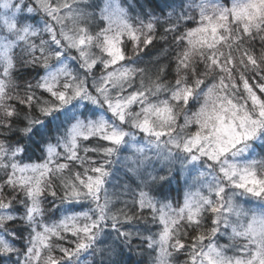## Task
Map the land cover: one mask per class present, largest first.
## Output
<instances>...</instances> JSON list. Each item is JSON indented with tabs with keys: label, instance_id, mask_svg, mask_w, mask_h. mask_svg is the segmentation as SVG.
I'll list each match as a JSON object with an SVG mask.
<instances>
[{
	"label": "snow or ice",
	"instance_id": "obj_1",
	"mask_svg": "<svg viewBox=\"0 0 264 264\" xmlns=\"http://www.w3.org/2000/svg\"><path fill=\"white\" fill-rule=\"evenodd\" d=\"M75 2L30 0V4L21 8L22 0L19 3L0 0V7L10 9L12 13L0 17L3 27L15 37L14 40H0V63L3 65L0 101L6 99L7 81L4 77H8L15 66L13 49L19 42L25 46L31 62L39 61L45 67L50 57L54 56L56 60L63 57V48L74 50L81 67L89 72L98 64L102 65L103 74L94 82L95 94L90 91L86 80L75 74L67 63H61L41 77L38 88L50 99L28 94L20 103L28 105L36 101L44 115L76 98L103 103L120 121L130 120L133 127L146 135L175 137L169 143L187 153L197 152L192 159L205 156L213 162L264 127V0H231L230 6L216 0H201L196 5L199 21L195 26L180 31L176 24L169 23L168 31L173 33L175 46L176 77L174 84L167 85L169 98L159 102L146 99L149 92L158 94L166 87L159 76L150 79L147 89L141 79L142 90L129 91L125 95V85L144 69L124 63L127 59L124 37L137 52L151 45L156 39L154 18L147 23L141 22L139 26L133 25L125 19L124 9L112 4L104 9L107 27L93 32L87 25L85 14L74 7ZM24 11L44 14V27L25 24L28 17L23 15ZM16 12L21 13L19 23L14 18ZM68 22H71V30L65 27ZM41 32L47 34V39L41 38ZM257 41L260 42L259 49ZM164 67L162 65L158 71L163 72ZM198 92L203 93L205 102L199 111L179 125L180 131L192 125L195 131L181 141L175 136L178 121L175 105H190ZM137 103L140 108L133 111ZM0 108H3L0 130L6 131L16 123L18 115L12 103L0 104ZM23 131L28 133L30 129L25 127ZM126 135L102 118L87 123L77 120L59 145H47L42 163L23 164L18 155L24 148L19 145L13 148L0 141V169H6L5 177L0 181V228L13 220L12 206L18 191L25 197V220L33 225L22 264H62L65 257L78 255L90 247L106 221L111 220L112 227H116L120 218L134 219L122 210L110 212L107 201L100 202L108 171L88 155L90 151H98L110 156ZM91 137H100L111 146L99 149L82 147V142ZM76 162L82 170L75 167ZM220 170L228 177L236 171L235 165ZM241 180L237 187H247L249 193L257 196L264 195V180L259 179L254 170L247 171ZM213 191L215 197L222 200L224 189L209 187V193ZM58 193L61 200L90 197L95 202L96 214L85 211L65 216L51 225L42 223L38 219L43 216L42 198L46 194L57 196ZM138 207L141 212L150 211L162 225L158 237H148L149 247L159 246L158 264H169L170 248L177 252L189 249L190 264H196L198 259L200 264H264V216L253 215L246 222L232 225V238L247 241V246L241 245L234 254L228 255L223 247L211 243L220 231V224L228 226L227 217L222 212L241 215L231 200L225 207L223 203L214 202L211 195L197 192L195 197L192 194L186 196L184 203L176 208L170 205L157 207L141 193ZM68 236L75 237L72 248L58 242ZM202 245H206V251ZM16 251L11 242L0 237V255L7 256Z\"/></svg>",
	"mask_w": 264,
	"mask_h": 264
},
{
	"label": "trees",
	"instance_id": "obj_2",
	"mask_svg": "<svg viewBox=\"0 0 264 264\" xmlns=\"http://www.w3.org/2000/svg\"><path fill=\"white\" fill-rule=\"evenodd\" d=\"M196 3H198V0H137L133 16L138 21L154 18L156 39L151 45L130 55L133 61L136 62L131 66L152 70L150 75L152 79H155V70L160 69L163 65L165 66L163 79L168 80L169 84H174L176 77L174 71L175 46L172 42L173 33L168 31V26L169 23H174L180 31H183L185 27L195 26V23L199 21L198 10L196 11L194 7ZM25 4H30V1ZM0 17L4 16L0 15ZM160 37H164V39ZM256 46L259 49V41L256 42ZM18 60L25 62L26 59L20 57ZM16 73L18 79L26 80L28 83L42 76L40 68H37L36 65L17 68ZM134 80V87L139 86V75ZM145 83L147 84L148 81L145 80ZM39 92L41 95L47 96V93H44L42 89ZM18 107L27 111L23 105H18ZM95 110L90 106L79 109L77 104L63 106L42 119L32 128V132L42 134L32 138L25 144L24 151L18 155L19 162L22 164L42 163L46 157L47 145H59L62 139L66 138L71 125L76 123L77 120L84 119L87 123L90 117H93L99 121V118L93 114ZM18 121L26 123L22 114L17 117L16 123ZM4 134V132H0V135ZM7 135L12 136L13 133H7ZM28 136H31V133ZM109 146H111L110 143L100 137H91L89 140L82 142V147L89 149ZM115 148L116 150L110 156L98 151H90L88 155L93 158L95 163L103 164L108 171L101 190L102 202L107 201L110 212L122 210L134 216V219L124 220L120 218L116 223V227H112L111 220L106 221L98 230L90 247L81 250L78 255L65 257L62 264H139L145 253L151 254L155 250L154 247L148 246V237H158L162 229L159 220L154 218L150 211L141 212L139 209L140 194L144 193L145 197L157 207L162 206L161 201L172 204L174 208L181 206L184 202L185 180L178 173L164 174L157 180L154 179L149 182L145 178L146 172L142 173L140 169L127 164V150H121L119 145ZM75 167L81 169L79 162L75 163ZM4 177L5 173L0 172V181ZM9 192H11V189H9ZM89 198L61 200L59 193L57 196L46 194L42 198L43 216L38 219L44 224L51 225L74 213L88 211L91 215H95L96 209L94 207L91 209ZM24 200L25 197L18 191L12 206L13 220L9 221L6 227L0 228V237L11 242L17 249L16 252L7 256L0 255V264H22L25 258V252L33 234V225L25 220ZM74 240L75 237L68 236L58 242L65 247L72 248L74 247ZM57 254L60 255L58 250ZM148 258L151 259V255Z\"/></svg>",
	"mask_w": 264,
	"mask_h": 264
},
{
	"label": "clouds",
	"instance_id": "obj_3",
	"mask_svg": "<svg viewBox=\"0 0 264 264\" xmlns=\"http://www.w3.org/2000/svg\"><path fill=\"white\" fill-rule=\"evenodd\" d=\"M216 2L223 3V0H216ZM199 3H201V0H198V3L194 5L196 11L198 10L196 5H198ZM112 4H118L122 9H124L126 14L125 19L133 25L139 26L140 23L143 22L138 21L137 18L133 16L137 0H126V2L125 0H85L84 4H80L78 3V0H76L74 7L81 10L85 14L86 22L90 30H92L93 32H98L99 30L107 27L108 22L104 20V9L106 8V6ZM65 27L68 30H71V22L66 23ZM41 38L47 39V37H45V33L41 32ZM125 44L127 50L130 49L131 53L134 54L135 52H137L133 48V46H131V43L128 40H125ZM22 47L25 48L24 45H22ZM62 51L64 53H68L69 56L72 55V50H69L68 48H63ZM75 58L80 61L77 56ZM56 61L57 60L54 56L50 57L48 65L47 67H45L39 61L31 62V57L28 56V58L25 60V64L43 66L46 69L45 74L43 75L45 76L47 73L53 71L56 68L53 67V64ZM17 67H20V65L15 62V66L11 74L8 77H4V79L7 81L6 99L0 101V104L12 103L16 108L17 115L20 116L22 114L23 120L26 121V123L18 121L12 126V128L7 129L6 131L0 130V132L5 133L4 135H0V141H4L13 148L18 145L24 148L25 144H27L29 140H31L32 138H36L42 134L38 132H32V128L35 126V124L39 123L48 115H44L39 111V107L36 106V101L30 102V104L28 105L20 103V101L28 94L35 95L37 98L41 96L38 84L41 77L43 76L31 83H28L26 80L18 79V74L15 73V69ZM158 70H155V78L159 76L166 87L158 94L149 92V96L146 99L154 102L163 100L161 99V95L163 93H168L167 98H169V89L167 87V85H169V81L163 79L164 72H159ZM150 72H152V70L144 69V71L139 74L140 80L143 79L144 81H148L147 84L144 83L143 85L145 89L148 88L149 81L150 79H152ZM75 74H77L81 79H84L80 74ZM0 77H3L2 63H0ZM134 82L135 80L130 81L129 84L126 85L129 87V85L131 86ZM154 97L156 98L155 100L152 99ZM44 99H50V97L44 96ZM192 100L196 101L194 105H175L176 115L178 118L176 125L177 133L175 134V136H178L181 141L186 135L193 131V128H195V126L192 125L184 129L183 131H180L179 125L184 123L186 117L191 118L194 112L199 111L201 105L205 102L202 92H198ZM18 105L25 106L27 111L19 108ZM2 112L3 108H0V113ZM30 120L35 121V123L30 124ZM25 127H28L30 129L28 133H25L23 131ZM7 133H13V135L8 136ZM29 133H31V136H28ZM162 138H164L166 141H169L171 138L175 137L163 136ZM256 140L264 141V127L259 128L253 137L244 139L242 142L236 144L235 147L230 148V150L223 156H221L220 160L217 162H213L205 156L200 157L201 159H204L205 163L208 165L209 174L213 177V179H211L209 183V187H211L213 190L217 187H222L224 189L222 200L215 197L214 191L212 193H209V187L207 189L206 195H211L214 202L223 203L225 207L227 206L228 201L231 200L241 212L240 216H236L234 213L228 214L226 212H222L221 214L227 217L228 226L226 227L224 223H221L219 226V233L211 241V243L217 245L218 247H223L228 255L234 254V252L238 250L241 245L247 246V241H245L244 239L232 238V225H239L240 223L246 222L253 215L264 216V195L257 196L249 193L247 191V187L241 188L236 186L242 183L241 177L246 175V172L249 170H254L256 176L259 179L264 180V152H256L255 149L252 148V145ZM190 154L196 155L197 152L194 151ZM5 163H7V161H5ZM230 165H235L236 171L231 177H228L223 172H221L220 169L222 167L229 168ZM5 171L6 169H0V172L5 173ZM205 218H207V213H205ZM153 247L155 249L154 252L151 254L145 253L139 264H158L159 246L157 245ZM201 247L205 251L207 250L206 245H202ZM169 252V264H190L189 249L177 252L176 250L170 248ZM149 255H151V259L148 258ZM196 264H200L199 259L197 260Z\"/></svg>",
	"mask_w": 264,
	"mask_h": 264
},
{
	"label": "rangeland",
	"instance_id": "obj_4",
	"mask_svg": "<svg viewBox=\"0 0 264 264\" xmlns=\"http://www.w3.org/2000/svg\"><path fill=\"white\" fill-rule=\"evenodd\" d=\"M29 1L30 0H23V4ZM14 2L19 3L20 0H14ZM84 2L85 0H80L78 3L84 4ZM223 3L225 5L230 6L231 0H223ZM23 4H21V8H23ZM0 13H2L0 15L4 17H7L8 15L12 14L10 9H5L2 7H0ZM20 15L21 13L19 12H16L14 15V18L17 20L18 23ZM23 15H26V17H28L27 21L24 23L32 24L33 27L43 28L46 23V17L42 13H29L27 11H24ZM149 20H152V18L144 20L143 22L147 23ZM45 37H47L46 33ZM14 39V35L12 33H9L7 29L3 27V20L0 19V40L9 41ZM125 40H128L126 36L124 37V41ZM22 45V43L18 42L13 49L15 62L20 65V67L17 68L27 66L25 62H20L18 60L20 57L24 59L28 58V54L26 53L25 48L22 47ZM52 46L55 47V45ZM132 54L133 53H131V51L127 52V59L124 63H126L128 66H133L134 64H136V62L133 61V58L130 57V55ZM75 57L76 53L74 50H72L71 56H69L68 53L65 52L63 57L53 64V67H58L61 63L66 62L72 68L74 73L80 74L86 80L87 86L89 87L90 91L95 94L94 82L99 79V77L103 74L101 70L102 65L98 64L93 71L89 72L81 67V62L78 61ZM36 67L40 68L43 76L45 74L46 69L40 65H36ZM136 90L142 89H140V86L134 87V83L131 85V87L125 85V95L129 91ZM167 96L168 93H164L163 95H161V99H165L167 98ZM152 99L155 100L156 98L154 97ZM195 103L196 101L192 100L190 105H194ZM75 104H77L79 109L85 106H90L91 108L96 109L93 113L95 117H98L99 120L102 118L103 120L107 121L110 126H113L116 129L122 130L127 133V135L124 137L123 142L119 144L120 149L127 150V164H131L133 167L140 169L142 173H147V175L145 176L146 180L152 182L154 179L157 180V178H160L164 174L169 175L173 173H178L185 180V187L183 189L184 200L186 196L190 194L195 197V194L197 192L206 195L209 183L211 179H213V177L210 176L208 171V165L205 163L204 159L199 158L194 160L192 159V154L184 152L183 150L174 147L172 144L169 143V141H166L164 138H156L154 136L146 135L140 129L133 127L130 120L120 121L118 117H116L108 109L106 104L93 103L88 100L76 98L69 104L64 106H72ZM139 108L140 104L137 103L133 106L132 110L138 111ZM82 121L86 123L84 119ZM89 121L96 122L98 121V119L95 120L93 117H90ZM193 131H195V128H193ZM252 148L255 149L256 152H264V141L256 140L253 143ZM88 201L91 206V209H93V207L94 209H96L95 202L91 198H89ZM100 202L103 203L102 195ZM161 205H170L172 208H174L172 204L168 202L161 201Z\"/></svg>",
	"mask_w": 264,
	"mask_h": 264
}]
</instances>
